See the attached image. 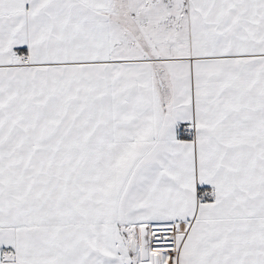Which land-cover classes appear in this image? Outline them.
<instances>
[{"label": "snow or ice", "instance_id": "6c2138e0", "mask_svg": "<svg viewBox=\"0 0 264 264\" xmlns=\"http://www.w3.org/2000/svg\"><path fill=\"white\" fill-rule=\"evenodd\" d=\"M0 264H264V0H0Z\"/></svg>", "mask_w": 264, "mask_h": 264}]
</instances>
